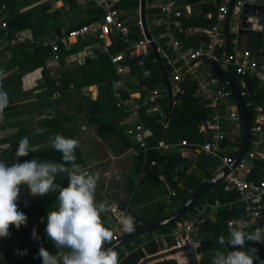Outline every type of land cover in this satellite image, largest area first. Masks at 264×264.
<instances>
[{
	"label": "crops",
	"instance_id": "obj_1",
	"mask_svg": "<svg viewBox=\"0 0 264 264\" xmlns=\"http://www.w3.org/2000/svg\"><path fill=\"white\" fill-rule=\"evenodd\" d=\"M125 1L128 0H118L115 4L116 7L131 13L139 9V0L136 8L126 6ZM178 1L180 5L191 4L193 11L178 19L179 25L175 28L176 34L185 48L206 50L207 46L210 45L205 40V30L214 26L218 27L220 26L219 23L222 22V19H218L217 16H207V14L216 13L222 4V0ZM242 1L244 2V0ZM146 2L145 0V20H148V18L155 17L157 10H149L146 7ZM206 6L212 9L203 13V17L208 21V26L187 25L186 18L202 12ZM90 7L101 12H99L100 16L96 20L101 19L104 11L91 0H0V18L7 23L6 29L0 26V30H2L0 40L10 46L27 43L29 44L27 52L30 55L34 48L46 47L49 49L45 53L46 55L44 54L45 57L40 66L36 64L35 59L32 57L25 58L21 53L14 54V51H8L6 54H2L0 52V87L3 83L4 91L7 92L9 98V104L4 109L3 119L0 121V148L5 145L6 153L4 155L16 156L19 141L27 136L31 152L46 153L47 150L51 149L56 152L48 143L49 138L54 134L59 133L65 137L76 139L79 142V146L76 148L78 151L75 155L76 163L94 174L99 173L95 200L98 203L104 202L108 205V210L101 214L102 222L113 234L122 236L125 231H123L120 221H116V217L112 213L113 209L132 216L136 230L144 226L146 222L160 220L177 210L202 182L214 174V158L201 149V145L208 139H206L205 126L202 120L204 119L206 123L211 119L213 107L198 94L197 80L191 77L194 74L184 72L186 67L181 68L182 79L174 82L169 78L174 67L170 65L160 66L157 57L162 63L166 58L158 55L157 52L156 57L153 48L145 57L143 66L138 64L137 58H132L127 62L121 75L116 73L110 60L111 54L125 50L126 44L119 39L117 34H111L113 44L107 47V50L99 52L101 54L82 55L81 52L93 42H99L101 46L104 43L103 39L92 35H87L81 39L67 38L68 32L76 28H71V26L86 18L87 10ZM20 14L24 18L19 17ZM15 17L19 18L17 23ZM10 19H12L13 24L16 23V29L9 26ZM137 19H140V12L138 16H129L128 25L136 31L135 37L138 39L143 35L140 34L139 25L136 23ZM52 23L61 26L60 33H56ZM69 28L71 29L67 30ZM148 29H150V34L162 31L161 27L151 28L148 26ZM16 35L24 36L26 40L13 42ZM55 36H65L66 38L65 42L59 44V66L56 68V73L59 74L58 78L44 68L47 59L52 54L51 45L33 43L35 39ZM229 36L228 46L222 52L224 55L235 51L231 42L232 35L229 34ZM253 37L250 33L241 34L239 29L237 47L238 50H250L251 54L259 59L258 62L264 72V56L256 55L255 50L252 49L253 46L249 44ZM107 40L109 41L108 38ZM81 43H84L82 47L72 50L73 44L79 45ZM62 50L65 52L63 53ZM218 50L219 48H215L213 51L216 53ZM78 52L80 53L78 54ZM72 54H77L73 60L69 58ZM101 58L105 59L104 67L106 70L110 69V72L96 68V64ZM202 58L201 60H199L200 58L197 59L196 64L192 65L195 68L194 73L203 75L207 81L213 79L214 82L215 80L225 82L226 80L219 79L214 75L211 66L212 60L206 56ZM161 67L167 75L170 94ZM39 72L42 76L41 74L39 76ZM155 72L159 76H157L158 79L153 80ZM174 72H179V69ZM230 73L234 72L231 70ZM63 80L66 84L63 83ZM250 80L254 81L253 85ZM236 81L247 109L251 107L254 111L253 123L250 118V126H253L259 119L262 120L264 127V96L261 95L264 94V83H260L255 77L249 75H237ZM212 85L210 83V86ZM175 86L179 88V91L173 94L172 100V92ZM150 88H157L162 92V98L156 103H151L147 98ZM188 94L193 96L202 108L204 107V115L201 114L200 121L194 124V128L189 124L174 126L173 124L176 123L172 119V110L183 102L187 104ZM228 100L236 104L232 91ZM228 103L230 102H223L221 107L228 105ZM134 104H138L139 107L134 108ZM156 106L160 107L161 113L154 109ZM249 116L251 117L250 113ZM98 120L116 123V131H108V126H101L103 136L100 137ZM137 123H141L143 128L149 132L145 139V146L137 143L128 133V130L134 128ZM206 126L208 137L217 130L225 133L226 140L223 143L226 148L225 152L227 155H234L235 157L243 139V125L239 111L236 120L220 116L217 127ZM41 129H43L42 132L38 131ZM124 136L125 138H123ZM198 138H201L202 141H199ZM182 140H186L188 144L181 145ZM161 142L167 144L168 147H161ZM259 151L263 156L259 154L250 161L252 169L255 168L257 159L264 160V139ZM177 152L180 157L172 160V165H170L165 155ZM40 155L41 162L44 157L43 154ZM206 161L209 164L206 167L208 175L202 167ZM65 166L70 167V165ZM147 168L154 172L158 170L153 181H147L148 184L143 182ZM250 172L246 175V179L254 182L264 181V179L249 178ZM259 172L264 173V168L259 169ZM66 177L67 173L57 174L56 183L66 187L67 184L62 183ZM219 183L222 184L217 188L216 185ZM155 186H160L161 195H163L168 208L165 210L163 204L160 203L157 209V217L148 218L146 214L142 213L145 211L141 209L151 202ZM23 187L27 186H21L20 196L27 204L36 199H46L52 193L34 197L29 194L28 189L23 190ZM27 197L31 200H26ZM212 199H214L213 202H211ZM159 200H163L162 196H159ZM58 204L59 202L53 210L58 208ZM208 206L209 209H207ZM243 211L244 200L240 192L227 189L221 180L195 198L183 213L171 223L140 234H134L135 230L128 232L129 236L111 249L118 253L119 264H124L127 256L139 249L142 251V255L145 253L144 250L148 253L147 246L150 241H154L158 245L153 252L167 249L168 246L174 244V238L171 236L172 232L163 229L164 227L171 224L172 227L176 224L175 229L184 220L194 221L200 217L202 219L201 225L197 226L193 231L194 233L190 235L192 246L197 253L198 264H200L202 256L201 253H198V248L201 246V240L206 238L200 232L203 224L208 222L206 225L211 226L209 233L219 228L220 232L226 231L229 235L228 222L242 220L244 218ZM44 219V215L36 217L33 214L27 217V223L33 220L41 223ZM37 225L28 224L25 226L21 232L20 240L15 239V233L0 238V255L8 253L10 255L0 264H42V258L38 256L41 246L46 247L50 253L53 251L52 254L59 259L62 252L56 249L53 242L49 243L50 239L45 232L46 226L38 229ZM33 228L36 229L39 239L32 238ZM248 229L250 228L246 230ZM250 230L254 231V229ZM151 233V237H148ZM137 237H140L139 242ZM111 243L113 242H108V246ZM247 246L264 248V243H251ZM25 250V255L19 254ZM142 255L134 264L139 263ZM261 260H264V257Z\"/></svg>",
	"mask_w": 264,
	"mask_h": 264
},
{
	"label": "built area",
	"instance_id": "obj_2",
	"mask_svg": "<svg viewBox=\"0 0 264 264\" xmlns=\"http://www.w3.org/2000/svg\"><path fill=\"white\" fill-rule=\"evenodd\" d=\"M95 5L101 8L104 13L101 19L94 22L83 24L79 27L71 29L67 38L81 39L87 35L97 36L104 40L103 46L99 42H93L88 45L82 52V55H97L103 50H107V47L112 46L113 41L111 34H117L119 39L123 41L126 46L125 50H120L110 55V60L115 67L116 73L121 75L124 72L126 64L132 58H137L140 66L144 65L145 57L151 51L153 46L158 55L165 57V61L161 62L162 66L170 65L173 71L170 73L169 78L174 82L182 79L181 68L186 67L184 72L188 74H194L197 80L198 94L204 97L213 107V114L211 119L206 122V125L217 127L220 116L226 117L230 120H236L238 118V108L234 102L228 100L231 95V90L228 87V82H219L211 79L207 81L201 74H195V68L192 65L196 64L197 59H203V56L208 57L210 60H215L220 70L224 73H230L231 70L239 76H253L260 83H264V72L259 64V59L255 58L251 51L248 49L238 50V34L241 28L240 19V7L243 4L242 0H236L233 4V8L229 18L228 30L232 35L231 42L234 53L226 54L222 53L216 57L214 53L215 48H220L224 42L223 35V16L226 14L227 5L230 0H222V4L214 14H207V16H217L218 19H222L220 26H214L211 29H206L205 40L210 45L206 50L185 48L183 42L180 40L175 32V28L179 25L178 19L185 14H190L193 11V7L189 3L183 5L179 4L178 0H146V7L150 9H156L155 17L148 18L146 26L151 28L161 27L162 31L156 34H150L149 37L143 34L141 20L137 19L136 23L140 30L141 38L135 37V30L129 26V16L139 14V9L133 13L129 11H122L116 7L118 0H91ZM264 4V0H263ZM234 20V23H232ZM6 22L0 18V26L6 29ZM109 39V41L107 40ZM26 38L21 35H16L13 42H23ZM65 36L55 37H42L39 40H33L34 44L51 45L52 54L47 59L44 68L49 71L56 78L59 74L56 73V68L59 66V44L65 42ZM2 42V40H0ZM5 44V43H1ZM80 52H78L79 54ZM77 54L69 56L70 59H74ZM81 55V56H82ZM177 64V65H175ZM263 68V67H262ZM179 69V72H174ZM210 83L213 85L210 86ZM179 88L174 87L173 94L177 93ZM151 103H156L157 100L162 98V92L157 88H150V93L147 96ZM174 102V101H173ZM223 102H230L228 105L221 107ZM138 104H134V108H138ZM154 109L160 110L159 106ZM3 116L0 117V121ZM128 133L139 143L141 146H145V139L148 137L149 132L146 131L141 123H137L134 128H130ZM264 139V127L262 120H256L253 126H250V139L249 147L245 151L244 155L239 159L235 166H231L234 161V155H227L223 146L226 140V135L223 131L217 130L214 134L210 135L206 142L201 145V149L208 155L214 158V174L220 172L223 168L228 167L229 172L225 175L222 182L225 183L227 189H232L240 192L244 200V218L240 221L228 222V227L247 222L253 229L256 227L264 228V181L254 182L246 179V175L251 171L252 163L250 162L256 156L260 154L259 147ZM186 140H182L181 145H187ZM161 147L167 148V144L161 142ZM3 147L0 148V151ZM263 156L262 154H260ZM112 213L116 217V221H120V218L127 215L123 211L112 210ZM202 220L198 218L193 220H184L179 223V227L172 230L171 236L174 238V244L168 246L169 249H176L179 247L188 246L192 244L190 234L196 229L197 224ZM119 239V236L113 234L111 242H115ZM108 244L105 243L104 247Z\"/></svg>",
	"mask_w": 264,
	"mask_h": 264
},
{
	"label": "clouds",
	"instance_id": "obj_3",
	"mask_svg": "<svg viewBox=\"0 0 264 264\" xmlns=\"http://www.w3.org/2000/svg\"><path fill=\"white\" fill-rule=\"evenodd\" d=\"M8 104V94L0 87V117ZM38 131L42 132L43 129ZM48 143L62 153L63 163L40 162L35 158L22 163L14 161L10 165L0 161V238L10 236V226L19 229L27 223V216L19 210L17 203L21 186L26 185L29 194L34 197L58 191V208L48 211L45 232L62 255L58 259L41 246L38 256L42 258V264H119L118 253L106 248L108 244L104 247L106 242H111L113 233L101 220V214L108 210V205L95 200L99 173L94 174L76 163L75 150L79 146L76 139L56 133L49 138ZM29 152V138L25 136L19 141L16 157L28 156ZM59 173H67L69 182L66 187L56 183ZM120 223L124 234L135 230L134 218L130 215L121 217ZM249 227L250 224L243 222L230 227L227 239L220 236L218 243L228 245L230 250L216 249L211 264H254V261L264 264L256 248L246 247L249 242L264 243V228L246 231ZM32 238L39 239L35 228ZM188 246L159 251L158 254L168 251L175 254L183 250V257H187ZM19 254L25 255L26 250Z\"/></svg>",
	"mask_w": 264,
	"mask_h": 264
},
{
	"label": "trees",
	"instance_id": "obj_4",
	"mask_svg": "<svg viewBox=\"0 0 264 264\" xmlns=\"http://www.w3.org/2000/svg\"><path fill=\"white\" fill-rule=\"evenodd\" d=\"M124 4L126 6H130V7H134L136 8L138 5V0H128L125 1ZM208 6H206L202 12H198L196 13V15L192 16H188L186 18V23L187 25H202V26H208V21L206 20V18L203 17V13H205L206 11L212 10L209 9ZM87 17L84 18L83 20H81L80 22H78L76 25L71 26V28L74 27H78L82 24L85 23H91L92 21L96 20L99 16L100 13L98 12V10L93 9V8H89L87 10ZM19 17H23L21 16V14L19 15ZM24 18V17H23ZM53 18V16H52ZM16 19V23H17V19H19L18 17H15ZM79 19V18H78ZM16 23L13 24L12 19L9 20V26L12 29H16ZM52 26H55L54 29H56V33H60V28L61 26H57L56 24L52 23ZM71 28L67 29L70 30ZM48 33H50V31H48ZM2 34V30H0V35ZM251 43H249L252 47V49L255 50L256 55L258 56H264V41L257 43V41L255 40V38L253 37L251 40ZM84 43H81L79 45L77 44H73V49L72 50H76L79 47H82ZM27 48H29V44L27 43H20L17 45H7V44H2L0 45V52L2 54H6V52L10 51H14V54H23L25 58H29L32 57L33 59H35L37 61V65H41L43 63V59L45 57V53L48 52V48L46 47H39V48H34L33 53L30 55L29 52H27ZM261 49V50H260ZM62 52L64 53L65 50H62ZM41 53V54H40ZM45 54V55H44ZM101 54V53H99ZM17 61H21V60H17ZM105 59L101 58V60H98V63L96 64V68L97 69H105L104 67V63ZM106 66V65H105ZM40 70V67H39ZM106 70V69H105ZM106 71L110 72V69H107ZM41 72H39V76H40ZM42 76V74H41ZM44 76V75H43ZM159 74L157 72H155L153 80L158 79ZM253 80H250V83L253 85ZM63 83L66 84V82L63 80ZM3 88V83L2 86ZM4 90V88H3ZM187 104L181 103L179 106L174 107L172 110V119L173 122L176 124H173L174 126H177L178 124H189L194 128V124L198 123L200 121V116L201 114L204 115L203 111H204V107L202 108L200 106V104L198 103V101L196 99H194L193 96H191L190 94H188L187 96ZM94 110V108H93ZM249 113L251 115V122L253 123V119H254V111L251 107H248ZM98 124V132H99V136L102 137V133H101V126H108L107 130H113V132L116 131V123L112 122V123H107L105 121L102 120H98L97 121ZM120 130V129H119ZM118 130V131H119ZM126 136V135H125ZM125 136L123 138H125ZM199 141H202L201 138H198ZM128 144V143H127ZM3 150L0 153V161H4L6 164H11L14 161H18V162H24L26 160H31L33 158L37 159L38 161H40V154H43L44 160H42L41 162H47V161H52V162H57V163H63L62 161V153L59 151L54 152V150H47L46 153H40V151H33L30 152L28 156L25 157H19L17 158L16 156H12V155H4L6 153V146H2ZM78 153L77 150H75V155ZM167 156V157H166ZM46 157V159H45ZM180 157V154L177 153H170L165 155V158L167 159V161H169L170 165H172L171 161L172 160H176L177 158ZM149 158H151V156H149ZM163 160V159H162ZM177 162V161H176ZM256 165L255 168L251 170L250 174H249V178L251 179H264V173L263 172H259V169L264 168V160H260L257 159L255 161ZM168 166V164H167ZM202 166V165H201ZM207 166H209V164L206 162L203 163V171L208 175L207 172ZM139 171V168H138ZM158 172V170H156ZM156 171L154 172L152 169H145V174H144V183L148 184L147 181H153V177L156 176ZM146 180V181H145ZM68 178H64V180L62 181L63 184H68ZM222 183H219L216 185V187L218 188ZM67 186V185H66ZM97 188V187H96ZM57 192V193H55ZM26 194V193H25ZM29 195V194H27ZM58 195L59 192L58 191H53L50 195H48V197L45 198H40V199H36L33 202H30L29 204L26 205V203L22 200L21 196L19 197L18 200V208L20 211L24 212L26 214V216L28 217L29 215L32 216L33 214L37 217V216H45L44 221H42L41 223L38 222L37 220H33L32 222L27 223L26 225H22L19 229H16L15 226H10L9 228V232L10 235L15 233V239L16 240H20V236H21V232L23 230V228L25 226H27L28 224H30L31 226L37 225L38 229L43 228L44 226H46L47 223V213L48 211H52L54 209V206L59 202L58 201ZM234 195H236V193H234ZM26 200H31L29 197L26 198ZM214 199L211 200V202H213ZM207 209H209V206L207 207ZM102 217V216H101ZM199 220H202L200 217H198ZM102 220V218H101ZM208 222H205L203 224V227L200 229V232H202L204 234V236L206 238H203L201 240V246L198 248V253H201V261L200 264H211V260H212V256L214 254V251L216 249H220V250H225L226 248L228 250H230V247L228 245H220L218 243V240L220 238V236H224L226 239L228 238V234L226 233V231L220 232V229H215L213 232L209 233V230L211 228V226L206 225ZM172 225V224H171ZM171 225H168L167 227H164L163 229H166L167 231H171L172 229H174L175 225L174 224L172 227ZM201 225V222L197 224V226L199 227ZM171 228V230H170ZM250 229L253 230L252 227H249ZM248 229L246 231L251 232V230ZM222 234V235H220ZM152 233L148 235V237H151ZM138 242L140 241V237H137ZM52 241L50 240L49 243H51ZM48 243V244H49ZM251 245V242L246 243V247H250L247 245ZM158 247V245L154 242V241H150V243L148 244L147 248L149 252H153L154 248ZM210 247H212L213 249H211ZM46 249V247H45ZM211 249V250H210ZM256 249L258 250V255L260 258L264 257V248L263 247H259L257 246ZM53 251H51L52 253ZM208 253V254H207ZM140 255H142V251L139 249L137 250V252H133L130 255L127 256V258L124 260V264H134L140 257ZM10 255L9 253L6 255H0V263L3 262L6 258H8ZM154 264H175V260L173 259H163L160 260ZM254 264H256V262L254 261Z\"/></svg>",
	"mask_w": 264,
	"mask_h": 264
},
{
	"label": "water",
	"instance_id": "obj_5",
	"mask_svg": "<svg viewBox=\"0 0 264 264\" xmlns=\"http://www.w3.org/2000/svg\"><path fill=\"white\" fill-rule=\"evenodd\" d=\"M236 0H230L227 5V11L226 14L223 16V32H224V43L223 45L219 48V50L215 53L216 57L222 54L228 46L229 43V30H228V25H229V18L230 14L233 8V4L235 3ZM139 12H140V20L142 24V28L144 30V33L147 37H149V32L146 27L145 23V0H139ZM240 13V19H241V28H240V33L241 34H252L257 42L264 41V4L262 0H244L242 6L240 7L239 10ZM153 51L155 53V56L157 57L155 47L153 46ZM157 61L160 66H162L160 59L157 57ZM211 66H212V71L214 75H216L217 78L219 79H224L228 82L229 87L232 91L233 98L236 102V105L238 107V111L242 120V125H243V139L242 143L240 145V148L238 149L237 154L235 155L234 161L231 164V166H235L239 159L243 156L245 153L246 149L248 148L249 145V138H250V116L248 109L245 105V101L243 98V95L241 94V91L239 89V85L236 81L237 75L235 73H224L220 70L218 65L216 64L215 60L211 61ZM166 85L168 87V92L170 94V89H169V82L167 79V75L164 71V69L161 67ZM248 90L250 91L249 87ZM264 96V94H261ZM171 98V97H170ZM203 125L205 126V131H206V139L208 138V128L206 126L205 120H202ZM229 172V168L225 167L223 168L220 172H216L215 174H212L209 178H207L202 184L196 188L194 193L174 212L169 214L168 216L157 220V221H152V222H146L144 226L141 228H137L134 232V234H140L143 232H147L149 230L155 229V228H160L161 226L167 225L177 219L183 211L190 205V203L200 196L203 192L214 186L216 183L220 182L223 180L225 175ZM194 232H192L193 234ZM191 235V234H190ZM129 234L126 233L119 237V239L113 243H111L109 246L106 248H113V246L118 245L121 243L122 240H125L126 237H128ZM186 252H187V258L189 264H198V258L195 250L193 249L192 246L186 247ZM138 264H143V262H139Z\"/></svg>",
	"mask_w": 264,
	"mask_h": 264
},
{
	"label": "rangeland",
	"instance_id": "obj_6",
	"mask_svg": "<svg viewBox=\"0 0 264 264\" xmlns=\"http://www.w3.org/2000/svg\"><path fill=\"white\" fill-rule=\"evenodd\" d=\"M0 127H1V125H0ZM24 189H27V187H23V190ZM153 192H154V196H153L151 202H149L148 204H146L141 209L142 211H145V212H142V213L146 214L148 218H156L157 217V209L159 208L160 203L163 204L165 210H167V208H168L166 206L165 202H164L163 195H161V188H160V186H155ZM159 196H162V199L163 200H159ZM163 245L165 246V243H163ZM144 252L145 253L141 256L142 258L140 259V261H142L143 264H151L152 262H156V261H159V260H162V259H169V258L170 259H174L175 260V264H181L179 258H175L174 255H173V253L170 252V251H168L166 253H163V254H158V253H160L159 251H156V252H148L147 253L144 250ZM183 252L184 251L182 250L180 254L182 255ZM183 259L186 262V264H189L187 257H183Z\"/></svg>",
	"mask_w": 264,
	"mask_h": 264
},
{
	"label": "bare ground",
	"instance_id": "obj_7",
	"mask_svg": "<svg viewBox=\"0 0 264 264\" xmlns=\"http://www.w3.org/2000/svg\"><path fill=\"white\" fill-rule=\"evenodd\" d=\"M175 258H179L181 264H186V262L183 259V255H181L179 252L173 254Z\"/></svg>",
	"mask_w": 264,
	"mask_h": 264
}]
</instances>
